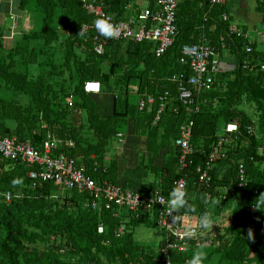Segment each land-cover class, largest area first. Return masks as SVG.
Returning <instances> with one entry per match:
<instances>
[{"label":"trees","instance_id":"16d2710c","mask_svg":"<svg viewBox=\"0 0 264 264\" xmlns=\"http://www.w3.org/2000/svg\"><path fill=\"white\" fill-rule=\"evenodd\" d=\"M124 4V1L112 4V11L118 17L124 13ZM20 8L41 13L44 20L41 29L27 30L25 26L14 35L21 37V41L11 48L5 45L6 38L14 37L11 29L0 25V134L15 137L18 141L32 140L39 148L49 132L57 138L72 139L76 147L66 150L67 154L78 159L99 182L107 179L116 183L117 163L114 161L108 166L105 156L109 141L118 133V128L132 120L134 134L147 137L149 169L156 177L152 185L146 186L145 193L150 194L159 187L169 197L176 180L184 177L188 182L186 191L190 210H181V225L195 223L205 201H220L211 212L215 221L225 209L235 204L232 221L223 232L220 228V244L214 247L215 250L212 249L215 245L204 246L212 250L205 254L203 264H209L213 256L219 257L215 264H264V156L260 152L264 150L259 147L263 141L255 140L261 137L260 133L264 138V69L259 64L262 60V54L257 50L259 45H254L253 54H247L243 50L246 42L233 37L232 48L221 50V55L239 67L233 72L217 74L214 88L197 95L200 100L198 111L188 109L179 98L178 83L170 80L181 72L191 74L190 66L180 62L183 45L198 43L204 35L212 44H220L221 36L226 35L229 27V22L223 20L221 14L224 11L230 13L228 8L212 5L209 0H184L178 13L176 41L160 57L152 51V43L129 42L124 52L121 43L113 39L108 40L104 54H97L92 34L85 33L82 28L85 22L91 21V16L81 0H21ZM58 11H63L65 21L70 17L73 19L70 24L72 33L64 41L65 63L71 68L69 85L67 81L52 84L42 74L33 78L27 67L29 64L49 66L51 54L43 48L60 38L56 24ZM37 39L43 40V47L40 43L39 49L31 42ZM76 47L87 53L86 58L79 57ZM3 53H7V57ZM42 55L49 58L43 59ZM90 55L110 59L112 71L103 73L93 65ZM244 60H248L251 67L244 68ZM71 61H74L75 68H72ZM123 69L125 86L109 85L112 74ZM134 77L141 79L139 91L142 96H156L153 106L140 110L127 97L123 98L122 94H127L128 90L127 81ZM88 79L99 80L101 92L114 93L115 110L112 114L98 113L91 94L84 90V82ZM166 91L169 95L165 108L155 123ZM18 94L22 98L23 94L29 96L25 98V104L13 99L12 96L20 99ZM244 95L263 110L260 127L254 134L248 132L247 126L255 125V121L239 108ZM83 110L87 111V121ZM10 121L16 124L10 126ZM190 121L194 122L190 141L194 152L188 158V165L183 166L181 147L176 140L181 135L182 125ZM228 124H237L238 129L228 132L225 130ZM222 137L226 141L221 146L220 158L210 170L211 181L202 183L198 169L207 165L210 153ZM164 148L167 151L164 152ZM240 163L246 166L245 185L240 184ZM28 169L25 164L5 159L0 154V191L23 194L11 202H4L0 197V264L156 263L158 250L137 243L133 232V227L142 222L158 225L149 214L141 211L137 216L126 209L121 211L116 205L99 213L88 205L90 195L86 191H68L52 198V193L59 187L52 182H39L36 188H31ZM14 180L18 182L13 183ZM253 204L259 208L256 213L250 210ZM122 220L126 233L117 237L115 231ZM101 222L106 226L104 233L98 231ZM250 229L253 239H248ZM49 241L52 244H48ZM164 242L165 239L161 245ZM196 249L193 241L188 251H175L173 258L179 264H186V259L191 258ZM73 255L78 256L73 258Z\"/></svg>","mask_w":264,"mask_h":264},{"label":"built area","instance_id":"2783aa9c","mask_svg":"<svg viewBox=\"0 0 264 264\" xmlns=\"http://www.w3.org/2000/svg\"><path fill=\"white\" fill-rule=\"evenodd\" d=\"M124 1L123 15L118 17L112 11L113 2ZM184 0H81L83 8L91 16L90 22H85L82 26L85 33L92 34L94 38V50L97 54H104L105 47L109 39L120 43H152V51L157 56H163L167 50L172 47L179 33L178 13L181 3ZM232 0H209L212 5L227 7ZM264 7V0H257ZM203 5V2H201ZM98 17H107L116 26L118 35L114 38H106L100 35L95 26L94 20ZM206 18V17H205ZM221 18L229 22L226 35H222L220 44H212L207 36L204 35L200 42L183 45L181 49L180 62L188 64L191 74L184 72L176 74L170 78L178 83L179 98L188 107L190 111H198L200 100L197 95L205 91H211L214 88L216 76L219 73L233 72L239 67L236 62H230L222 58L221 50L232 48L234 44L233 37H239L246 43L243 50L247 54H253L259 34L262 36V42L259 50L262 54V60H259L260 68L264 69V17L260 27L254 30L255 33L245 29L237 20L231 19V14L224 11ZM15 20V19H13ZM15 23V21H13ZM13 28V27H12ZM11 29V32L12 31ZM12 34V33H11ZM14 36V35H12ZM244 68L251 67L248 60L243 62ZM84 90L88 94H95L102 91V83L99 80L88 79L84 82ZM169 91L161 98L159 112L157 113L155 123L160 118V113L164 110ZM156 102V96L146 94L139 100L137 106L140 110L153 106ZM193 121L185 123L181 127V135L176 143L181 147L180 162L183 166L188 165V158L194 152L191 145ZM238 129L237 124H228L226 131L231 132ZM247 130L250 134L256 133L254 125H248ZM119 135H122L119 133ZM226 138L222 137L218 145L210 153L207 165L199 167L200 181L209 184L211 181L210 170L213 163L220 158V149ZM76 147V142L72 139L57 138L52 132H49L43 140L42 147L35 146L32 140L18 141L15 137L3 136L0 134V154L8 160L25 164L28 169V177L31 181V188H36L39 182H52L59 187V190L53 192L51 197L58 198L65 195L68 191L88 192L90 201L88 205L99 213L104 208L112 209L113 205L119 207L122 211L126 209L137 216L142 212L150 215L151 219L157 221V224L164 229L165 242L158 249V256L155 258V264H179L173 258L175 251L184 253L191 247V242L198 246H218L220 244L219 231L225 228V223L218 219L216 224L217 231L210 232L204 237L196 239L186 238L185 225H170L171 217L167 216V210L163 204L156 200L167 201L168 196L162 189L156 187L152 193L148 194L114 183L110 180L99 182L94 175L85 169L79 163V160L68 155V149ZM65 150V151H64ZM97 170V167L95 168ZM107 172V168H104ZM240 184L247 183V172L244 163L239 165ZM181 186L187 190L188 182L182 177L175 181L174 187ZM227 190V188H226ZM23 194L10 190L0 191L1 200L11 202L15 197H22ZM258 206L253 204L250 210L253 213L258 211ZM120 217L119 213H115ZM99 233L106 231V226L101 222L98 226ZM171 232V233H169ZM126 233L124 220L115 231L117 237ZM174 235H173V234ZM190 258L186 259L187 260Z\"/></svg>","mask_w":264,"mask_h":264},{"label":"crops","instance_id":"0c3cea01","mask_svg":"<svg viewBox=\"0 0 264 264\" xmlns=\"http://www.w3.org/2000/svg\"><path fill=\"white\" fill-rule=\"evenodd\" d=\"M255 1H256V4L252 5L246 0H233L232 8H229V6H227L233 18L237 20L245 29L249 31H252L251 29H253L252 31L253 33H255L254 30L256 28L260 27V24L264 17L263 7L260 5V3L257 0ZM3 3L9 4L10 5L9 11H12L13 14L14 13L17 14L18 18H16L13 21L16 22L17 20L18 27H20V24L23 25L24 21H26L25 16L28 14L29 23H27L28 24L27 27L30 28V26H32V28H35L38 30L42 28V24L44 20L43 14L22 10L20 8L21 0H0V7H2ZM234 11L236 13H234ZM11 16L13 18L15 15H11ZM57 21H59V17H57ZM61 21L62 23H66L68 25L70 20L65 21L63 19ZM7 22L8 23L11 22L10 14L9 15L6 13L3 14V12L0 9V25L5 27V24H7ZM25 24L26 23H24V25ZM57 26L59 30V37H60L59 39H66L69 33H72V29H70L69 27H66L65 25L64 26L57 25ZM63 27H65V29H63ZM60 29L61 30L63 29L64 31L68 29V31L61 33ZM63 36L65 37L62 38ZM6 39L7 40H5V45L8 48L16 47V44H18L17 42L21 41L20 40L21 37H17V36L9 37ZM256 39H257L256 43H259L258 45H260L262 42V36L257 34ZM37 41L40 42V39L31 41V42L32 44L37 45ZM57 41L59 40H55V39L52 40L51 43H49V45H47L43 49L49 52V49L52 43L56 44ZM41 44H43V42ZM121 45H122L123 51H125V48L129 46L128 43H121ZM60 46L61 47L58 49L55 48L54 52L57 53V51L59 50L61 53H57L58 54L57 56L62 57L61 55L65 54V59H66V53H65L64 47L61 44ZM81 51H82L81 49H78L76 47V53L79 55V57L83 59L86 58L87 53H84L82 51V54H81ZM89 57L93 65L98 66L103 73H109L110 71H112V64H111L110 59L97 57L95 55H90ZM65 59L61 61L59 64V68H60L59 70H63V71L57 75L59 79L58 80L56 79L57 81H62V83L64 81H67L68 83V80L70 79L71 68L68 67L67 63H65ZM72 63H74V61H71V65ZM33 66H35L36 70L39 69V66L29 64L27 66L29 69V72L34 69ZM72 68H75L74 64L72 65ZM51 69H53V66ZM57 69L58 68L54 69V71H57ZM72 71L74 70L72 69ZM124 72H125V69H123L119 73H116V74L113 73L111 76V79H110L111 81L109 85H113V87L115 84L117 86H125L124 81L122 79V75L124 74ZM140 80L141 79L139 77H134L128 80L126 84V87H128V90L126 91L127 94H122L123 98L127 97L130 103L135 106L138 104L139 100L142 98V94L139 91ZM115 91L119 92L120 90L118 91V89H115ZM113 94L114 93H110L109 91L104 90L103 92L90 95L100 115H110L114 112L115 99H114ZM83 114L85 117V121H87L88 119L87 111L83 110ZM130 121L128 122L130 124L126 123L120 126L117 131L118 133L112 139H110L109 145H108V151L105 156V160L108 166H111L112 162L114 161L117 163V167L115 169V173L117 177L115 179L116 183L123 185L125 187H128V188H133L137 191L145 192L146 186L152 185L155 182L156 177H155V174H153L151 170L149 169L150 159L146 155L147 142H148L147 137L146 135L134 134L133 121L132 120ZM9 124L10 126H14L16 123L13 121H10ZM119 133H121L122 135H119ZM163 150L165 152L167 151V148H164ZM234 208H235V204H233L230 208L225 209L221 214L220 220H222V222L225 221V222L230 223L232 221L231 213L234 210ZM216 231H217V227L216 225H214L212 232H216ZM217 259L218 258L216 256H213L209 264H214Z\"/></svg>","mask_w":264,"mask_h":264},{"label":"rangeland","instance_id":"374dc122","mask_svg":"<svg viewBox=\"0 0 264 264\" xmlns=\"http://www.w3.org/2000/svg\"><path fill=\"white\" fill-rule=\"evenodd\" d=\"M232 1L228 4L229 8H232ZM246 1H248L252 5H255L256 4V1L255 0H246ZM9 8H10V5L7 4V3H3L2 4V7H0L1 11L3 12V14H5V13L8 14V15L10 14V21L11 22H9V23L7 22V24H5V27L7 29L13 27L12 28V31H13L12 32V35H17L22 29L25 28V26L26 27L28 26L27 23H29V20H28L29 15L27 14L25 16L26 17V21H24V23H26L27 25L26 24L24 25V23H23V25L20 24V27H18L17 20H16L15 23L13 22V19L18 18V16H17L16 13L13 14L12 11H9ZM234 13H236V12L234 11ZM11 15H15V16L12 18ZM57 15L59 17V21L56 20V24L59 25V26H64L65 25L66 27H69L70 28V24L72 23V20H73L72 17H70V16L71 15L73 16V14H71L69 16L70 17V21H69V24L68 25L66 23H62V21H61V20H63V11H58ZM22 20H23V18H22ZM30 28H32V26H30ZM30 28L27 27V30H30ZM63 29H65V27H63ZM63 29L62 30L60 29L61 30V33H64L65 31H68V29H66L65 31ZM251 30L253 31V29H251ZM61 33H60V35H61ZM65 36H63L62 38H64ZM42 41L41 40H40V42L37 41V46H36L37 49L40 48L39 45H40V43H42ZM64 41H65V39H59V41H57L56 44L55 43H52V45L50 46V49H49V52H50L49 54H51L50 55V58H52L53 60H51L46 55H42L43 59L49 58V60H50V62L48 64L49 67L48 66H43L42 67L41 65H38L39 66V69L36 70L35 69V66H33L34 69L29 72V74H30L31 77L37 78L39 76V74H42V75H46L49 78L50 83H52V84H55L56 83V81L59 79L57 77V75L60 74L61 72L60 73H58L59 71H51L50 72V70H54L56 68L60 69L59 68V64H60L61 61H63L65 59V54H63V53H62L63 55H61L62 57L57 56L58 55L57 53H61L59 50L57 51V53L54 52L55 48L58 49V48L61 47L60 44L63 47H65L64 46ZM41 46L43 47V44H41ZM126 46H128V45H126ZM78 49H79V47H78ZM125 50H126V48H125ZM81 54H82V51H81ZM3 56L4 57H7V53L6 54L3 53ZM52 65H55L56 67L53 66V69H50ZM68 83H69V80H68ZM16 92L19 93L20 91H14V93H16ZM23 95H24V97L21 98L20 94H18V96L20 97V99L19 98L17 99L15 96H12V97H13L14 100H16V101L18 100L17 102H20L22 104H25L26 101H27L25 98H29V96L26 95V94H23ZM239 108H242L243 110H245L247 112V114L249 116H251V119L255 121V125L254 126L256 127V129L257 128L259 129V127H260V118H261V115L263 113L262 112L263 110L259 108L258 104H256L254 101H251L249 98H247V95H244L243 102L239 106ZM257 131L259 132V130H257ZM260 136L261 137L259 139H255V140H257V141L262 140L263 141V143L261 145H259V147L261 146V148L264 150V138H262L261 133H260ZM260 152H261L262 156H264L263 155L264 154V151L260 150ZM219 219H221V216L219 217ZM224 223H225V227L228 226V224H230V223L225 222V221H224ZM133 232L135 233L134 234V237H135V241L137 243L147 245L150 249H153V250H158L160 248L161 241L164 239V235H165L164 229L161 226L156 225V224L151 225V223L149 224L147 222H142L139 225L134 226L133 227ZM48 244H52V241H49ZM63 244H66L67 246L70 247V245H68L66 242H64ZM44 246H45V244L43 245V247ZM69 247L67 248V250L69 249ZM214 247H217V246H213L212 249L215 250ZM212 249L211 248H208V247H204L203 248V251L206 254V253H210V251ZM73 256H74L73 258H77L76 256H78V255H73ZM217 258H219V257H217ZM216 261H218V259ZM216 261H215V263H216ZM0 262H1V257H0ZM116 264H121V263H116ZM244 264H246V263H244Z\"/></svg>","mask_w":264,"mask_h":264},{"label":"clouds","instance_id":"9594fccd","mask_svg":"<svg viewBox=\"0 0 264 264\" xmlns=\"http://www.w3.org/2000/svg\"><path fill=\"white\" fill-rule=\"evenodd\" d=\"M94 26L97 32L106 38H114L119 34L116 26L107 17L96 18L94 20ZM82 34L83 33H81V35ZM17 182L18 181L16 180L13 181V183ZM187 195L188 194L185 188L181 186H176L170 191L167 201L156 200L162 203L163 207L166 208L167 216L171 217V223H169L170 225L179 226L183 220V218L180 216L181 210H190ZM204 203L205 207L203 210H201L196 222L185 224L186 238L188 239L204 237L208 233L212 232L214 225L218 224V222L212 218L211 212L220 204V201L211 200L205 201ZM253 238V233L250 229L248 233V239ZM203 248L204 245L199 244L197 246V249L194 251L192 257L187 260L186 264H203L204 260L206 259V255L203 251Z\"/></svg>","mask_w":264,"mask_h":264}]
</instances>
